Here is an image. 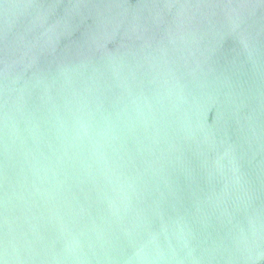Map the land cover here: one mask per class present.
<instances>
[{
    "label": "water",
    "instance_id": "1",
    "mask_svg": "<svg viewBox=\"0 0 264 264\" xmlns=\"http://www.w3.org/2000/svg\"><path fill=\"white\" fill-rule=\"evenodd\" d=\"M0 264H264V0H0Z\"/></svg>",
    "mask_w": 264,
    "mask_h": 264
}]
</instances>
